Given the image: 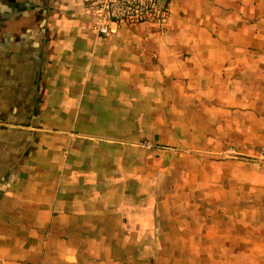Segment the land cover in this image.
<instances>
[{"label": "crops", "instance_id": "1", "mask_svg": "<svg viewBox=\"0 0 264 264\" xmlns=\"http://www.w3.org/2000/svg\"><path fill=\"white\" fill-rule=\"evenodd\" d=\"M161 1L0 0V264H264V0Z\"/></svg>", "mask_w": 264, "mask_h": 264}, {"label": "built area", "instance_id": "2", "mask_svg": "<svg viewBox=\"0 0 264 264\" xmlns=\"http://www.w3.org/2000/svg\"><path fill=\"white\" fill-rule=\"evenodd\" d=\"M87 10L92 16L95 29L104 35L111 33L114 24L125 21H148L165 26L170 15L169 6L161 0H88ZM142 144L151 146L148 140ZM227 153H234V148L230 147ZM260 157H264L263 150Z\"/></svg>", "mask_w": 264, "mask_h": 264}, {"label": "rangeland", "instance_id": "3", "mask_svg": "<svg viewBox=\"0 0 264 264\" xmlns=\"http://www.w3.org/2000/svg\"><path fill=\"white\" fill-rule=\"evenodd\" d=\"M222 154H224V153H222Z\"/></svg>", "mask_w": 264, "mask_h": 264}]
</instances>
